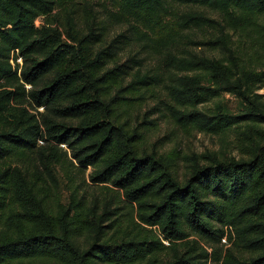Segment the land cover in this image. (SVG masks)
<instances>
[{
  "label": "trees",
  "instance_id": "1",
  "mask_svg": "<svg viewBox=\"0 0 264 264\" xmlns=\"http://www.w3.org/2000/svg\"><path fill=\"white\" fill-rule=\"evenodd\" d=\"M80 1L0 0V264H264V104L254 93L264 71L241 61L231 41L254 32L263 61L264 0H108L118 12L86 31L69 11L64 41L55 11ZM111 23L126 28L107 42ZM197 30L213 35L195 39ZM137 40L158 54L152 75L135 55L115 59ZM161 73L176 120L235 131L247 157L189 156L180 172L178 156L141 152L140 135L114 115L129 108L126 88L148 90ZM132 74L110 94L112 81ZM224 92L244 109L198 108ZM47 147L67 170L68 160L93 167L92 181L113 184L124 201L90 200L75 187L63 204L46 179Z\"/></svg>",
  "mask_w": 264,
  "mask_h": 264
},
{
  "label": "rangeland",
  "instance_id": "2",
  "mask_svg": "<svg viewBox=\"0 0 264 264\" xmlns=\"http://www.w3.org/2000/svg\"><path fill=\"white\" fill-rule=\"evenodd\" d=\"M178 11H186L190 8L184 6L176 7ZM199 10L202 8H198ZM69 11H72V15L77 19L78 28L87 30V22H94V26L102 25L105 22L110 12H118L116 7L108 0H87L80 2H70L65 6L59 7L55 12L61 16L62 25L59 24L62 34V40L66 41L67 36L63 25L66 22V15ZM210 14H214L208 11ZM216 16V15H214ZM42 24V19L37 20V25ZM259 27L264 30V15L259 18ZM125 25L118 23H111L109 29L106 32V41H110L117 34L125 30ZM195 39H204L213 35L211 30H197L194 34ZM232 47L236 51V54L240 57L241 61L254 65L257 71H264V59L261 63H257L260 55L262 54V46L256 38V34L253 33H233ZM107 44V43H106ZM190 48V47H189ZM211 55H222L220 49L209 50L204 46L199 48ZM178 51V50H176ZM260 51V52H259ZM135 55L137 59L142 61V71H153L158 62V54L153 52L151 48L143 45L141 40L134 41V45L127 46L122 50L115 58L118 63H124L129 57ZM19 62L22 60L19 58ZM113 62L109 66H113ZM140 65H136L137 69ZM136 69L133 71L135 72ZM161 83L157 86H151L150 89L145 90L142 88L140 91H134L126 88L123 95H127L129 98L124 102L128 104L129 108L126 111H120L118 115H114L118 123L125 124L126 128L130 132L137 131L140 135L138 139V148L141 152L157 154L158 156H169L177 158L178 171L183 172L185 170L184 158L189 156L202 157L201 160L206 161L208 157L216 156L221 159L236 158L241 159L247 157L246 144L243 143L237 136L235 131L228 130L218 134L209 133L198 129L192 125H185L178 121L174 117L172 108L169 104L176 106V103L169 98L167 94V88L165 83L168 80L165 73H161ZM133 79V74L126 79H118L111 82L110 94L116 95L118 89L123 86L129 85ZM208 84V83H206ZM255 95L260 96L259 99L264 104V87L255 90ZM221 107L225 111L231 113H238L244 109L242 100L236 95L229 92L222 93L214 100L200 104L198 108L203 111H210L213 109L218 110ZM264 109V105H263ZM31 110V109H30ZM42 110V109H40ZM33 112V110H31ZM264 128V126H262ZM52 144H55L52 142ZM41 146H46V143L40 142ZM61 149L66 150L67 146L62 144L59 146ZM42 155V159L51 161L53 163L52 171L54 179L47 177L49 187L56 193V198L60 199L63 204L68 203L70 193L73 188L78 187L81 193L86 192L89 199H93L94 196L103 197L105 193L114 194L120 196L123 200L120 191L114 187L113 184L107 183H95L92 181L91 173L94 171L93 167L82 168L76 161L74 165L67 161L70 165V169L67 170L66 166L63 167L58 159H56L49 151V148H45ZM71 158V153L69 152ZM37 162V161H36ZM15 165V164H14ZM44 174L43 167L41 168ZM116 200H119L117 199ZM124 201V200H123ZM120 201V205L124 206V202ZM167 243V242H166ZM223 244L228 247L227 239H223Z\"/></svg>",
  "mask_w": 264,
  "mask_h": 264
}]
</instances>
